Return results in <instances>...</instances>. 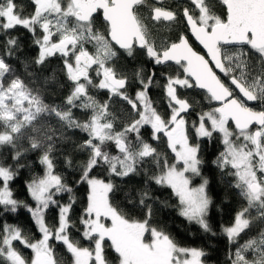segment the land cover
<instances>
[{
  "label": "snow or ice",
  "instance_id": "6c2138e0",
  "mask_svg": "<svg viewBox=\"0 0 264 264\" xmlns=\"http://www.w3.org/2000/svg\"><path fill=\"white\" fill-rule=\"evenodd\" d=\"M31 2L33 12L22 16L16 11L14 0H0V21H4L0 22V30L7 32L20 26L31 32L39 46L35 60L38 65L60 54L72 90L65 98L66 107L49 106L19 77L6 80L11 67L0 58V123L3 125L0 147L16 149L12 157L17 161L15 168L23 167L19 161L24 153L18 150L17 142L25 137V129H31L37 135L29 136L30 148L44 149L39 163L45 169L43 176L34 177L27 186L35 202L32 206L13 197L9 181L18 173L13 166L0 163V214L15 213L24 207L42 234L41 239L32 242L18 226L4 225L0 229V264H60L49 243L51 240L66 248L72 264H110L104 252L106 240L110 241L118 264H203V250L182 247L165 231L150 225L152 208L146 203L147 191L141 192L139 199V204L147 209L145 217L131 219L111 201L110 194L115 188L112 180L92 175L93 169L106 166L110 176L123 179L139 174L142 165L154 163L159 174L154 173L149 179L170 187L179 198L180 214L204 231H210L205 219L211 203L206 193L208 181L202 178L200 186L193 188L187 175L200 176L203 163L199 157L200 145L190 142L188 122L183 115L192 105L181 98L178 89H201L209 101L219 104L201 113L192 127L197 138L212 139L214 133L220 135L224 150L216 164L235 178L234 186L247 201L236 214L234 225L224 230L229 241H235L250 228L255 219L251 210L255 209L264 222V110L248 106V102H255L264 109V0H219L225 10L223 16L216 14L206 0H190L192 10L184 7L182 17L186 28L206 50L207 58L193 48L183 33L175 41L157 47L140 14L147 0ZM98 12L102 13L101 28L95 26ZM149 18L157 23L177 22L178 13L163 6H151ZM37 29L40 36L36 35ZM89 44L94 51L86 47ZM16 47V39L9 38L5 54L11 56ZM137 49L144 50L155 65L172 62L182 70L168 76L164 85L170 109L167 118L159 113L149 96L155 71L144 75L143 69L138 70L135 76L139 88L134 95H129L127 75L114 66L120 50L133 57ZM253 53L259 59L258 68L251 62ZM214 69L228 77L234 88L226 85ZM90 71H95L97 80L94 81ZM89 87L106 90L108 100L98 101L89 93ZM235 90L242 100L234 96ZM113 98L126 102L135 114L122 130H115L116 116L109 106ZM74 108L90 111V116L84 121L77 120ZM44 115L54 116L63 127L87 134L79 146L88 152L78 181L88 189L87 204L80 217L83 228L79 231L84 240L94 245L92 248L81 246L79 240L70 236L75 196L73 188L54 172L51 155L54 133L44 132L43 139L40 138L42 128L37 123ZM145 126L150 127L153 141L166 138L174 163H169L166 155L143 139L141 129ZM45 140L49 143L45 144ZM109 144L115 146L118 155L106 148ZM62 193L69 194L66 204L56 199ZM53 207L58 209V221L55 228H50L45 216ZM17 241L31 249L30 260L16 248ZM249 250L255 253L251 260L245 255ZM232 264H264V232L238 248Z\"/></svg>",
  "mask_w": 264,
  "mask_h": 264
},
{
  "label": "trees",
  "instance_id": "16d2710c",
  "mask_svg": "<svg viewBox=\"0 0 264 264\" xmlns=\"http://www.w3.org/2000/svg\"><path fill=\"white\" fill-rule=\"evenodd\" d=\"M14 2L16 11L22 16H27L33 12L31 0H14ZM168 3L169 5L166 6L178 13V21L169 26L163 24L157 26L149 18L151 6H154V4L147 2L145 6L140 8V14L145 18L144 23L148 27L157 47H162L166 43L175 41L181 33H187L182 17V9L178 7L177 3ZM206 3H210L213 6L216 14L224 15L225 10L219 0H206ZM102 24V18L97 17L95 26L101 28ZM36 35H41L39 29H37ZM9 38H14L17 41V47L11 56L5 54ZM34 41L35 37L33 34L20 26L7 30V32L0 30V58L5 59L19 78L40 92L45 104L64 108L66 107L65 98L72 90V82L68 80L64 71L63 58L60 54H56L46 58L43 64H36L35 60L39 55V46ZM120 53L114 61V66L118 72H123L127 75L129 81L127 91L129 95H134L139 88L135 76L138 70L143 69L144 75L155 71L154 83L149 89V96L159 113L167 118L170 114V109L167 105L164 85L168 76L176 75L182 70H179L178 66L174 65L167 67L154 65L153 61L142 49H137L133 57H128L122 51ZM250 59L254 66L258 68V57L252 54ZM89 93L100 102L108 100L109 97L106 90L92 87H89ZM178 94L181 98L187 99L192 105L187 116L191 123L197 121L201 113L211 111L214 107L213 101L208 100L205 92L196 88L178 89ZM109 106L110 111L116 116L115 130H122L123 125L135 115L131 113L130 106L126 102L117 98L109 101ZM257 110L264 109L257 104ZM73 115L75 118L85 119L90 116V111L74 108ZM231 126L234 128L233 125ZM37 127L42 128V132L39 134L41 139H43L44 132L54 133L52 141L54 147L51 153L55 166L54 172L61 175L64 182L73 188L76 202L73 204L70 214L74 225L69 230L70 236L74 240H79L81 246L92 248L94 245L90 241L84 240L82 231H79L83 228L80 223V217L84 214L88 192L87 185L78 182L81 176V165L88 157V152L81 150L79 146L87 139V134L79 129L63 127L61 122L54 116H43L37 123ZM24 131L26 132L25 137L17 142L18 150L24 153L19 161L23 167L15 168L17 161L12 157L16 149L8 146L0 147V163L13 166L18 173L13 180L9 181V188L13 197L34 206L35 202L32 200L27 186L34 177L43 176L45 169L39 163L42 150H31L30 148L29 136L37 134L33 133L31 129H25ZM141 133L143 139L156 147L158 152L167 156L169 163L175 162L174 154L167 148L165 139L161 138L160 141H153L149 126L142 128ZM191 142L200 145L199 157L203 161L200 166L201 175L193 176V184L203 182L202 178L208 181L207 192L211 203L207 211L206 221L209 224L210 231H204L198 224L189 222L180 214L179 198L170 187L157 185L153 180L149 179L154 173L159 174V169L154 163L149 162L142 165L139 174L123 179L110 176L105 170L106 166L93 169L92 175L106 181L108 179L112 180L115 188L113 193L110 194L111 201L115 206L124 210L129 218L140 220L145 217L147 209L139 204V199L140 193L147 191L149 198L146 203L152 208L151 226L165 231L182 247L203 250L205 253V256L202 257L203 264H232L238 248L242 247L250 239H257L260 233L264 232V222L261 221L255 209L251 210V214L255 219H253L250 228L241 233L235 241H229L224 230L234 225L236 214L247 205V201L241 196L240 190L234 186L235 178L228 175L227 170H222L216 164L220 153L224 150L220 135L214 133L212 139H199L192 131ZM44 143L47 144L49 142L45 140ZM106 148L113 155L119 154L114 145H106ZM69 160L71 164L68 163ZM68 196V193H62L56 199L66 204L68 203ZM130 199L132 203H129ZM45 218L48 226L55 228L58 221V209L55 207L50 208ZM105 223L109 224V221H105ZM6 224L21 228L23 234L32 242L41 238V233L32 220L30 213L24 207L18 208L15 213L0 214V229ZM49 243L53 246L55 256L60 261V264H72L71 255L60 242L51 240ZM14 245L26 259H31V249L24 248L18 241L14 242ZM104 252L110 264H118L116 254L107 240L105 241ZM245 255L249 260L255 257V253L251 250L246 252Z\"/></svg>",
  "mask_w": 264,
  "mask_h": 264
},
{
  "label": "flooded vegetation",
  "instance_id": "af4514ba",
  "mask_svg": "<svg viewBox=\"0 0 264 264\" xmlns=\"http://www.w3.org/2000/svg\"><path fill=\"white\" fill-rule=\"evenodd\" d=\"M147 2L149 3H152V4H154V6H163V7H166V8H168L166 5H169V3L168 2H174V3H177L178 4V7H180L182 10H183V8L184 7H188L190 10H192V5H191V2H190V0H184V1H181V2H178V1H173V0H162V2L161 3H158L157 2V0H147ZM168 9H170V8H168ZM171 10V9H170ZM174 11V10H173ZM97 17H101V15L99 14L98 16H96V18ZM102 18V17H101ZM103 20V19H102ZM184 20V19H183ZM153 23H155L157 26H159V25H167V26H169L170 24H172V23H174V22H170V23H167V22H165V21H161V22H159V23H157V22H155V21H152ZM184 23H185V25H186V22H185V20H184ZM164 27H166V26H164ZM186 36H187V38L189 39V42H190V44L193 46V48L196 50V51H198V52H200L202 55H205V53L202 51V49L200 48V46L196 43V41L191 37V35H190V32H189V30L187 29V33L185 34ZM246 49H247V46H244ZM123 52V51H122ZM254 54V53H253ZM255 56H256V54H254ZM257 57V56H256ZM154 63V62H153ZM155 65V64H154ZM170 65H174V66H177V65H175V64H169V65H158V66H162V67H167V66H170ZM90 74H91V71H90ZM220 77H221V79L223 80V82L226 84V85H229V86H231L230 85V80L228 79V77H225L224 75H220ZM232 87V86H231ZM234 96H236V98H238V99H241V97L239 96V94L236 92V91H234ZM242 100V99H241ZM213 104H214V107H218V105L216 104V102H214L213 101ZM213 107V108H214ZM250 107H252L254 110H257V103H254L252 106H250ZM257 111H259V110H257ZM189 112H190V110H189ZM189 112L187 113V116H188V114H189Z\"/></svg>",
  "mask_w": 264,
  "mask_h": 264
},
{
  "label": "rangeland",
  "instance_id": "374dc122",
  "mask_svg": "<svg viewBox=\"0 0 264 264\" xmlns=\"http://www.w3.org/2000/svg\"><path fill=\"white\" fill-rule=\"evenodd\" d=\"M0 22H4V21H0ZM54 39H55V37H54ZM86 47L89 49V51H90V49H91V51H94V49L92 48V46L89 44V45H86ZM58 54V53H57ZM95 67V66H94ZM92 77H93V79H94V81L95 80H97L98 78H96V75H95V71H91V74H90ZM14 77H19L16 73H15V71L14 70H12L11 69V72L6 76V80H8V79H11V78H14ZM21 79V78H20ZM22 80V79H21ZM26 85H27V87L28 88H30V89H32L33 90V92H34V94H36V93H38L39 94V96L41 97V99H42V96H41V94H40V92L36 89V88H34V87H31V85L30 84H28V83H26L24 80H22ZM42 101H43V99H42ZM44 102V101H43ZM184 116H185V119L187 120V122H188V130H189V136H190V142H191V132L193 131L194 132V134H195V129L192 127V124H193V122L191 123L189 120H188V118H187V113L186 114H183ZM200 116V115H199ZM199 116H198V120H199ZM43 117V116H42ZM41 117V118H42ZM44 117H50V116H48V115H44ZM77 120H80V121H84V120H86L87 119V117L85 118V119H80L79 117L78 118H76ZM198 120L197 121H195V122H198ZM0 131H3V125H2V123H0ZM161 136H162V134H161ZM163 139H165L166 140V138H164V137H162ZM199 139H202V138H199ZM42 150V152H43V148L41 149ZM56 174V173H55ZM187 175H189L190 177H191V184H190V187H193V188H195V187H199L200 186V184L202 183V182H200V183H198V184H193V176L190 174V173H188ZM206 193H207V196H208V192H207V187H206ZM209 197V196H208ZM181 209V208H180ZM205 219H206V217H205ZM109 224H110V221H109ZM41 238H42V234H41ZM40 238V239H41ZM110 242V241H109ZM23 255V254H22ZM24 256V255H23ZM25 257V256H24Z\"/></svg>",
  "mask_w": 264,
  "mask_h": 264
},
{
  "label": "water",
  "instance_id": "95a60500",
  "mask_svg": "<svg viewBox=\"0 0 264 264\" xmlns=\"http://www.w3.org/2000/svg\"><path fill=\"white\" fill-rule=\"evenodd\" d=\"M173 1H178V2H181V1H184V0H173ZM101 15V17H102V13L101 12H98L97 14H96V16H98V15ZM166 22V21H165ZM186 22V21H185ZM167 23H170V22H167ZM190 32V31H189ZM190 35H191V37L195 40V37L194 36H192V34H191V32H190ZM196 41V40H195ZM196 43L200 46V48L202 49V51L205 53V56H206V50H204L203 49V47H202V45H200L199 43H198V41H196ZM226 47H235V46H226ZM120 51H123V50H120ZM206 58H207V56H206ZM169 64H174V63H172V62H169ZM164 66V65H163ZM214 67V66H213ZM216 72H217V74L220 76V75H223V73H220L219 72V70L218 69H214ZM233 88H234V86H232ZM199 91H203V90H201V89H198ZM238 94H239V92H238V90H235ZM204 92V91H203ZM239 96L241 97V99H243V97L239 94ZM255 102H248V106H252L253 104H254ZM216 104L219 106V104L216 102ZM231 123V122H230ZM234 126V125H233ZM256 126L254 125L253 126V128H255Z\"/></svg>",
  "mask_w": 264,
  "mask_h": 264
}]
</instances>
